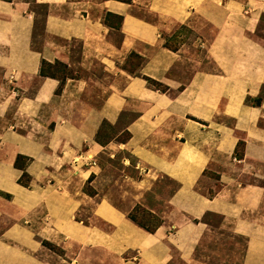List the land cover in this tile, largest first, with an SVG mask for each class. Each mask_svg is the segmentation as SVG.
I'll list each match as a JSON object with an SVG mask.
<instances>
[{"label":"crops","instance_id":"obj_1","mask_svg":"<svg viewBox=\"0 0 264 264\" xmlns=\"http://www.w3.org/2000/svg\"><path fill=\"white\" fill-rule=\"evenodd\" d=\"M179 27L192 42L166 46ZM263 91L264 0H0V264H264ZM106 125L127 139L106 142ZM100 155L120 161L117 197L84 192L105 165L71 175ZM137 206L153 232L128 219ZM222 238L243 242L237 263Z\"/></svg>","mask_w":264,"mask_h":264},{"label":"rangeland","instance_id":"obj_2","mask_svg":"<svg viewBox=\"0 0 264 264\" xmlns=\"http://www.w3.org/2000/svg\"><path fill=\"white\" fill-rule=\"evenodd\" d=\"M29 2H31L32 0H28ZM33 7V6H32ZM34 9H36L37 12L42 13L44 11L43 8L41 7H34ZM104 23L110 25L111 27L114 28H118L119 26V18L117 16L114 15H110L107 14L104 17ZM36 35L37 34H41V27L40 24H38V26L36 27ZM116 37L118 36V33H115ZM194 39V35L185 27H179L177 28V30L175 31V33L171 36V37H166V46L172 47V48H176L178 45V43H191L192 40ZM193 48V47H190ZM194 49V48H193ZM200 57L202 58V53H199ZM143 64V60L138 57L135 54H130L124 61V63L121 65V68L126 70V71H130V74H133L135 72H137L140 68V66H142ZM59 68V67H58ZM52 69V70H51ZM44 70L46 72H50L53 73V70H57V67L55 66H45ZM144 77V76H143ZM142 77V79H143ZM144 80V79H143ZM145 81V80H144ZM146 82V81H145ZM146 84L148 85V83L146 82ZM148 87H150L151 89L155 90L152 86L148 85ZM159 91V90H158ZM161 92V91H160ZM264 96V91L263 94ZM132 118L129 115H125L122 117L121 119V124H126L128 122V120ZM121 126V125H120ZM104 134H105V139L106 142L108 141H112V140H116V141H124L125 138H127V134L123 133L122 135L115 137L114 133H115V129L113 127H110L108 125L104 126ZM103 140V141H104ZM10 155V154H9ZM0 156H2V154H0ZM78 160H74L71 163V175L76 176L77 170H75L76 167L81 168H89L90 166H94L95 163L97 164H101L102 167H104V172L101 175V178L93 181L94 177H89L88 180L86 181V183L84 184V192H86L87 194H91L93 187L95 188H99V189H105V190H109V192L111 193V197H117V195H119V191L121 190L120 186H119V182L120 180L118 179V176L121 174V171L123 170L120 164L119 159H113V158H108L105 155H100L99 159H97V162H94L93 160H89L88 165H81V163L77 162ZM80 161V159H79ZM15 163V162H14ZM14 163L12 164V166L10 165V167L13 170H20L22 172V169L26 168V166L29 164V159L27 158H20L17 161V164L14 165ZM21 168V169H18ZM125 173L130 175V176H135L133 173L132 169H126ZM22 175V174H21ZM21 175L19 176V178L17 180L20 179ZM30 181H28V178H23L21 179L23 184H31V177L29 176ZM117 181V184L115 185ZM28 184V185H29ZM176 188V184L173 183L172 181H170L169 179L163 178L160 179L157 186L155 187L153 193H158V194H162L163 197H167L169 195L172 194V192L175 190ZM152 197L153 194L148 193L146 195V202H148L150 205L152 204ZM115 202V200L113 201ZM117 204V202H116ZM118 204L120 206H122L121 202H118ZM86 209V208H84ZM87 210H89L87 208ZM87 210H82L80 211V213H78V216L76 217L78 220L82 219V220H86L85 218H87V216L90 215V213ZM133 217L135 219V221L143 226H146L148 229H153L156 225L159 224V219L157 217H155L154 215H151L146 209H144L143 207L137 206L134 211H133ZM214 220H216L214 218ZM224 239V240H223ZM222 243L224 244V246L222 247H228V249L233 250V255H234V261L237 263L239 257H241L242 255V246H243V242L239 239H226V238H222ZM215 248V247H214ZM63 256V255H61Z\"/></svg>","mask_w":264,"mask_h":264},{"label":"trees","instance_id":"obj_3","mask_svg":"<svg viewBox=\"0 0 264 264\" xmlns=\"http://www.w3.org/2000/svg\"><path fill=\"white\" fill-rule=\"evenodd\" d=\"M2 1L11 2L12 0H2ZM120 1H122V2H129L130 0H120ZM118 18H119V24H120V22H121V18H120V17H118ZM45 66H48V67H50V68H51V66H55V67H57L56 72H61L62 77L64 76V70H63V69H64V66H63V65H61V64H59V63H55L54 65H49V64H47V63H45V62H43V61H42V63H41V68H40V74H41L42 76H48V75H49V76H53V73L46 72V71L44 70V67H45ZM58 67H59V68H58ZM51 70H52V69H51ZM53 71H55V70H53ZM129 72H130V71H129ZM130 73H131V72H130ZM143 79L148 83V85L152 86L155 90H157V91L159 90V91H161V92H165L166 88H164L163 86H161L159 83H157V82H155V81H153V80H151V79H149V78H146V77H143ZM261 99H262L261 97H260V98H257V99H254L253 101H251L250 99H247V100H246V103H249V104H253V105H255V106H258V105L260 104ZM126 139H127V138H125V140H126ZM20 158H25V157H23V156H21V155H17L16 158H15V163H14V165L17 164V161H18ZM26 160H27V158H26ZM18 169H21V168H18ZM23 178H28V179H29L28 181H30V178H29L28 174L25 172V168L22 169V175H21L20 179L17 181V183H18L19 185L23 186V187H28V186H29V185H28L29 183H27V184H23V183H22L21 179H23ZM132 213H133V212H131V213L128 214V219L131 220V221H132L133 223H135L136 225H138L139 227H141V228H143L144 230L148 231V232H153L154 229L157 228V226L159 225V224L156 225L153 229H148L146 226H143V225L137 223V222L135 221V219H134ZM41 244H42L43 247H45L46 249L52 251L53 253H55V254H57V255H59V256L63 255V251H62L59 247H57V246H55V245H53V244H50V243H48V242H45V241H42Z\"/></svg>","mask_w":264,"mask_h":264}]
</instances>
